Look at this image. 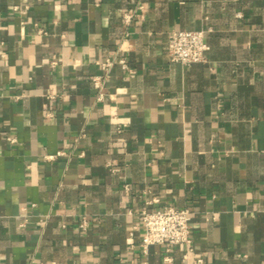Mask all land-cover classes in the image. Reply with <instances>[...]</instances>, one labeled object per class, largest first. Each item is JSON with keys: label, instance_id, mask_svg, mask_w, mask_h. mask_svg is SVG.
<instances>
[{"label": "crops", "instance_id": "0c3cea01", "mask_svg": "<svg viewBox=\"0 0 264 264\" xmlns=\"http://www.w3.org/2000/svg\"><path fill=\"white\" fill-rule=\"evenodd\" d=\"M184 29L205 63L171 62ZM111 56L129 69L99 99ZM165 206L192 209V244L146 254L141 212ZM167 254L264 264V0H0V264Z\"/></svg>", "mask_w": 264, "mask_h": 264}, {"label": "built area", "instance_id": "2783aa9c", "mask_svg": "<svg viewBox=\"0 0 264 264\" xmlns=\"http://www.w3.org/2000/svg\"><path fill=\"white\" fill-rule=\"evenodd\" d=\"M141 8L143 7L141 6ZM15 9L21 13H26L29 6H26L25 9L16 6ZM137 16L136 12H129L125 14L124 21L129 24ZM238 16H241V13H238ZM209 50L210 45L206 41V30L184 29L169 32L168 52L171 62H177L184 66L205 63ZM100 64L105 74L94 76L92 82L98 91V98L103 99L104 81L113 66L118 64L123 69H129V66L126 58L120 56L108 57ZM119 132H121V129H119ZM11 141H15V138H12ZM57 155H64V152L60 151ZM52 157L54 156H47L48 159ZM125 190L129 191L130 186L126 185ZM192 214L193 211L189 207L165 206L162 209L143 210L141 212V219L145 227L141 244L143 252L147 254L149 247L155 244L168 246L192 244L190 225ZM87 224L88 222L84 220L81 227L86 229ZM172 262L173 258L169 254L164 256L163 264H171Z\"/></svg>", "mask_w": 264, "mask_h": 264}]
</instances>
